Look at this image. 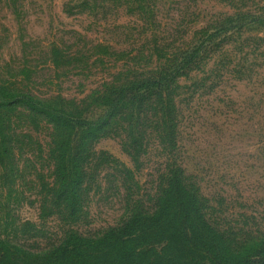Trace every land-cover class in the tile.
I'll return each instance as SVG.
<instances>
[{"label": "rangeland", "instance_id": "374dc122", "mask_svg": "<svg viewBox=\"0 0 264 264\" xmlns=\"http://www.w3.org/2000/svg\"><path fill=\"white\" fill-rule=\"evenodd\" d=\"M68 1L0 0L4 100L63 96L79 105V115L95 116L101 112L96 98L108 85L147 76L177 48L196 43L220 15L264 16V0H144L153 11L142 18L135 0H110L108 13L99 16L86 7L70 11ZM263 23L223 39L217 53L178 81L180 157L206 199L207 225L222 238L201 223L206 234L189 240L173 236L155 246L143 240L142 246L77 252L72 245L85 241L66 242L70 228L93 240L90 235L127 216L129 184L112 172L117 166L111 160L135 171L145 195L156 185L165 154L152 140L142 164H133L120 122L96 143L98 162L79 219L60 215L51 201L56 133L1 99L0 238L29 252L30 264H182L183 258L186 264H241L264 250Z\"/></svg>", "mask_w": 264, "mask_h": 264}, {"label": "trees", "instance_id": "16d2710c", "mask_svg": "<svg viewBox=\"0 0 264 264\" xmlns=\"http://www.w3.org/2000/svg\"><path fill=\"white\" fill-rule=\"evenodd\" d=\"M134 5L140 18L153 11L144 5V0H135ZM65 6L68 10L86 7L95 16L108 13L111 7L110 0H82L76 5L69 0ZM263 20L264 16L253 13L220 15L196 43L177 48L170 58L158 64L147 76L108 85L96 98L101 112L95 116L93 112L79 115V105L63 96L44 99L23 94L8 102L0 93L3 105L23 107L31 116L43 119L57 135L56 182L51 201L60 215L79 219L94 179L91 169L98 162L96 143L119 127L120 122L125 124L124 151L133 164H142L152 140L165 154V165L157 176L156 185L146 188L149 192L145 195L141 194L134 170L106 158L117 166L112 172L121 177L123 183L129 184L131 195L127 200V216L117 224L90 235L94 236L93 240L85 239L87 237L80 230L70 228L69 233L63 236L66 242L85 241V245L73 244L74 250L103 252L118 245L137 243L142 246L143 240L155 246L173 236L189 240L191 236H203L207 231L221 237L219 230L207 225L203 208L206 199L199 193V183L188 171L186 161L180 157L179 128L183 116L180 95H177L181 88L178 81L217 53L223 39L241 34L246 26L257 25ZM111 163H107L108 167ZM187 247L188 243L183 244L182 250ZM258 251L254 258H247L241 264H264V250ZM29 254L11 240L0 238V264H30ZM49 260L48 257L47 262ZM187 261L183 258L181 263L186 264Z\"/></svg>", "mask_w": 264, "mask_h": 264}]
</instances>
